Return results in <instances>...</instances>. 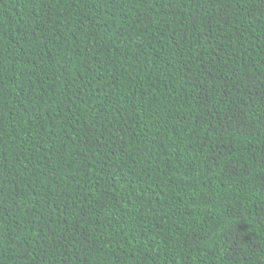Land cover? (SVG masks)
<instances>
[{
  "label": "trees",
  "instance_id": "obj_1",
  "mask_svg": "<svg viewBox=\"0 0 264 264\" xmlns=\"http://www.w3.org/2000/svg\"><path fill=\"white\" fill-rule=\"evenodd\" d=\"M0 264H264V0H0Z\"/></svg>",
  "mask_w": 264,
  "mask_h": 264
}]
</instances>
